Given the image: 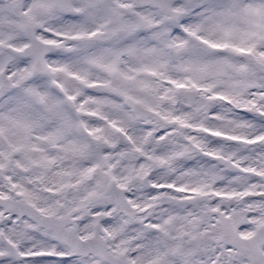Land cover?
<instances>
[{
	"label": "snow or ice",
	"instance_id": "snow-or-ice-1",
	"mask_svg": "<svg viewBox=\"0 0 264 264\" xmlns=\"http://www.w3.org/2000/svg\"><path fill=\"white\" fill-rule=\"evenodd\" d=\"M0 264H264V0H0Z\"/></svg>",
	"mask_w": 264,
	"mask_h": 264
}]
</instances>
